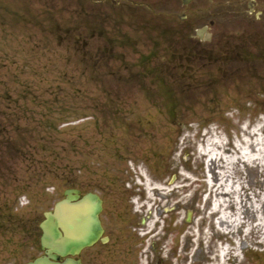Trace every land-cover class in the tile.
Segmentation results:
<instances>
[{
    "label": "rangeland",
    "instance_id": "rangeland-1",
    "mask_svg": "<svg viewBox=\"0 0 264 264\" xmlns=\"http://www.w3.org/2000/svg\"><path fill=\"white\" fill-rule=\"evenodd\" d=\"M113 9L0 0V264L42 253L44 213L69 187L101 194L107 216L117 203L130 231L153 219L141 235L151 249L161 239L165 264L179 244L192 264H212L233 232L236 263L264 264V229L243 237L250 216L228 233L212 210L224 197L233 213H264V18H231L210 42L169 28L134 43L109 33L101 14Z\"/></svg>",
    "mask_w": 264,
    "mask_h": 264
},
{
    "label": "flooded vegetation",
    "instance_id": "flooded-vegetation-1",
    "mask_svg": "<svg viewBox=\"0 0 264 264\" xmlns=\"http://www.w3.org/2000/svg\"><path fill=\"white\" fill-rule=\"evenodd\" d=\"M99 2L115 8L113 12L101 14L103 22H114V27L109 29L114 40L118 41L121 35L120 38L126 42L134 43L150 37L159 43L169 28H176L179 34L183 33V36L178 37L191 39L190 31L194 29V34L200 41L216 40L221 39V35L227 32L225 30L229 28L231 21H241L244 18L260 22L264 18V0H99ZM224 18H227L226 24ZM125 23L132 24V29L124 31L122 25ZM199 29L202 30V36L198 32ZM105 210L104 200L101 214L103 235L97 242L84 247L76 255L66 253L62 258L64 264H70L71 261L74 264L166 263L164 254L158 246L161 240L156 241L153 249L149 250L146 239L142 238L146 220L142 218L138 228L130 231L127 211H123L115 202L108 216L104 214ZM134 231H137L141 238ZM179 246L174 248V264H192L189 260L190 254L184 258Z\"/></svg>",
    "mask_w": 264,
    "mask_h": 264
},
{
    "label": "water",
    "instance_id": "water-1",
    "mask_svg": "<svg viewBox=\"0 0 264 264\" xmlns=\"http://www.w3.org/2000/svg\"><path fill=\"white\" fill-rule=\"evenodd\" d=\"M65 195L56 203L53 211L45 213L41 223V245L45 255L27 264H64L60 261L63 255L68 252L76 254L101 236L100 196L88 192L81 198L80 190L73 188L67 189Z\"/></svg>",
    "mask_w": 264,
    "mask_h": 264
},
{
    "label": "bare ground",
    "instance_id": "bare-ground-1",
    "mask_svg": "<svg viewBox=\"0 0 264 264\" xmlns=\"http://www.w3.org/2000/svg\"><path fill=\"white\" fill-rule=\"evenodd\" d=\"M256 145H258L259 149L264 148V139L262 140V142H258ZM254 146H255V144H254ZM255 159H252L250 162L251 163H257V161L260 162L262 160V159L260 160L259 157H256ZM146 186H147L146 190H148L149 195L151 196L152 195V186H151L150 182H147ZM220 186H225V184L221 183ZM154 187L155 188H161L162 185H160V183L157 182V183H155ZM144 201H145L144 207L146 206V204H148V203L150 204V202H152V201H149L148 197ZM228 201L229 200L227 198L222 197V198L214 200L213 204H212V210H213V213L217 214V216H218V219L216 220V222L218 223V226L220 228H222L224 230H228V233H230L233 228H235L239 223H241V221L243 220L244 217L249 218L251 216V218L253 219L252 220V227L250 228L249 226H246V228L244 230H242L243 237H246V235H248V233L251 234V232L255 231L256 229H262V230L264 229V213L259 212L260 210L258 208H256V206H254V209L251 210V209L247 208L245 205H243V206H241V208H239V211H236L233 213L232 212L233 211L232 204H231V202L229 203ZM228 207L232 211H230L228 209ZM249 210L251 212V215L248 212ZM246 213H248L247 214L248 216L246 215ZM243 214H244V216H243ZM242 222H243V224H240V226H242V225L244 226L246 223V221H244V220ZM152 223H153V219H152V221H150V220L148 221L147 226H146L147 231L150 230L149 227ZM215 233L219 237L222 236V234H221L222 232L219 230H216ZM254 236H255L254 237L255 245L256 244L261 245L262 242L264 241V235L260 234V233L256 234V232H255ZM256 236H257V238H256ZM230 237L234 239V241L232 242L233 243L232 247H229L228 245H226V246L222 247L223 250H221L219 252V253H221V256L223 257L221 261H222V263H225V264L226 263L227 264H233L231 262L232 259H238V257H236V255H239V253L241 251L240 246L238 244V240L236 239V237H238V236H236L235 232H233ZM254 249H255V247H254ZM254 252L256 253V251H254ZM218 259L219 258H216L214 260L213 264H215L216 261H218ZM235 264H237V263H235Z\"/></svg>",
    "mask_w": 264,
    "mask_h": 264
}]
</instances>
